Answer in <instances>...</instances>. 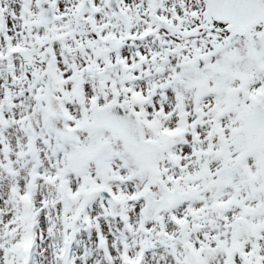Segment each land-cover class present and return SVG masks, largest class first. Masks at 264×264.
<instances>
[{"label": "snow or ice", "instance_id": "snow-or-ice-1", "mask_svg": "<svg viewBox=\"0 0 264 264\" xmlns=\"http://www.w3.org/2000/svg\"><path fill=\"white\" fill-rule=\"evenodd\" d=\"M0 264H264V0H0Z\"/></svg>", "mask_w": 264, "mask_h": 264}]
</instances>
